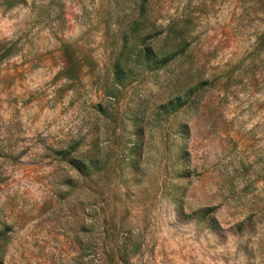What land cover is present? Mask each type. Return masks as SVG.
Segmentation results:
<instances>
[{
	"label": "rangeland",
	"instance_id": "374dc122",
	"mask_svg": "<svg viewBox=\"0 0 264 264\" xmlns=\"http://www.w3.org/2000/svg\"><path fill=\"white\" fill-rule=\"evenodd\" d=\"M263 32L264 0H0V264H264Z\"/></svg>",
	"mask_w": 264,
	"mask_h": 264
},
{
	"label": "trees",
	"instance_id": "16d2710c",
	"mask_svg": "<svg viewBox=\"0 0 264 264\" xmlns=\"http://www.w3.org/2000/svg\"><path fill=\"white\" fill-rule=\"evenodd\" d=\"M173 28H175V26L170 27L167 30L168 35L173 36L175 34L173 36V38H171L169 40V38L166 36V38L163 41V44H165L166 47H162L156 51L152 50L150 43L146 44V42H142L139 40L138 47L140 48L139 49L140 51H138L136 53V58L138 60L139 59L141 60L142 65H143L145 70L148 71V70L161 69L165 66V64L168 61H170L172 58H174L175 52L179 49V46L182 43V38H180L178 36L177 31H174ZM174 37H177L178 41L175 40ZM174 40L177 41V43H175ZM256 41L258 43L257 47H261L260 45H262L264 42V32L259 35V37L256 39ZM123 45H122V51H123ZM63 51H64V57H65L64 69H63L64 77L67 79H73L74 73L76 71L77 62L67 47H63ZM120 59H121V56L118 60H120ZM124 61L125 60H121V62H124ZM119 64L117 62L114 63V68L116 69V74H118V70H120ZM186 99H187V97H186ZM186 103H187V100H184L183 103H178L176 105V107H174L175 110H178V108H181ZM59 156H60V159H62V160H69V158H70L68 153H66V152L59 153Z\"/></svg>",
	"mask_w": 264,
	"mask_h": 264
}]
</instances>
